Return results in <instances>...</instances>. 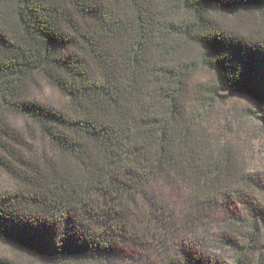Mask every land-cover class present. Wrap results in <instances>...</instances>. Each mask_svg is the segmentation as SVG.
<instances>
[{
  "label": "trees",
  "instance_id": "16d2710c",
  "mask_svg": "<svg viewBox=\"0 0 264 264\" xmlns=\"http://www.w3.org/2000/svg\"><path fill=\"white\" fill-rule=\"evenodd\" d=\"M238 89L264 110V0H0V241L47 264H264V179L209 119Z\"/></svg>",
  "mask_w": 264,
  "mask_h": 264
},
{
  "label": "rangeland",
  "instance_id": "374dc122",
  "mask_svg": "<svg viewBox=\"0 0 264 264\" xmlns=\"http://www.w3.org/2000/svg\"><path fill=\"white\" fill-rule=\"evenodd\" d=\"M202 79H210V72L206 69L199 74ZM200 78V79H201ZM35 97L48 102L61 101L62 95L42 78L32 90ZM224 102L220 101L209 118L213 124V130L223 141L229 142L236 152L244 159L249 171L264 179V110H262L253 96L243 89L227 91L222 94ZM17 119V118H15ZM36 141L41 144L39 132H34ZM11 179L0 169V189L10 186ZM171 190V189H170ZM174 193V199L178 210L183 211L184 199L179 192ZM239 207H241L239 205ZM230 210L224 208L218 211V215L225 217ZM232 255V254H230ZM228 258V257H227ZM143 263H149L143 260ZM0 264H47L28 251L13 247L0 241ZM153 264V263H151Z\"/></svg>",
  "mask_w": 264,
  "mask_h": 264
}]
</instances>
